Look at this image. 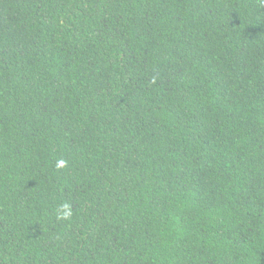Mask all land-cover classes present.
<instances>
[{
    "label": "trees",
    "instance_id": "16d2710c",
    "mask_svg": "<svg viewBox=\"0 0 264 264\" xmlns=\"http://www.w3.org/2000/svg\"><path fill=\"white\" fill-rule=\"evenodd\" d=\"M0 264H264V0H0Z\"/></svg>",
    "mask_w": 264,
    "mask_h": 264
},
{
    "label": "clouds",
    "instance_id": "9594fccd",
    "mask_svg": "<svg viewBox=\"0 0 264 264\" xmlns=\"http://www.w3.org/2000/svg\"><path fill=\"white\" fill-rule=\"evenodd\" d=\"M62 163L63 162H61V164ZM56 211H57V215H58L59 218L67 219V218H69L72 215V210H71L70 206L67 203L63 204Z\"/></svg>",
    "mask_w": 264,
    "mask_h": 264
}]
</instances>
